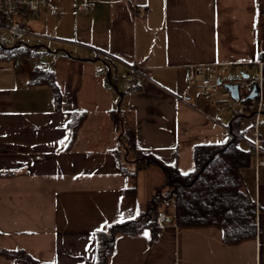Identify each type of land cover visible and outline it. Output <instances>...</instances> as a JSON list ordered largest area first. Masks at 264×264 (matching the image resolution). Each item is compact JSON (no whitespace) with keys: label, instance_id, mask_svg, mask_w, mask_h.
Listing matches in <instances>:
<instances>
[{"label":"crops","instance_id":"1","mask_svg":"<svg viewBox=\"0 0 264 264\" xmlns=\"http://www.w3.org/2000/svg\"><path fill=\"white\" fill-rule=\"evenodd\" d=\"M48 1L57 13L24 22L20 46L0 43V264H28L7 253L20 250L41 263L96 264L98 229L144 214L169 190L161 164L191 172L197 145L231 137V119L216 122L190 93L189 67L264 60V0ZM115 111L136 130L130 150ZM73 112L87 118L59 150ZM232 126L249 150L253 121ZM258 131L264 148V114ZM125 169L135 192H125ZM242 175L257 203L254 237L225 243L217 225L178 226L172 198L171 211L158 206L170 217L155 240L149 228L118 235L108 264H264V164L251 156Z\"/></svg>","mask_w":264,"mask_h":264},{"label":"trees","instance_id":"2","mask_svg":"<svg viewBox=\"0 0 264 264\" xmlns=\"http://www.w3.org/2000/svg\"><path fill=\"white\" fill-rule=\"evenodd\" d=\"M0 19V24H4ZM13 49V48H11ZM23 51L22 53H25ZM48 84L55 94L57 107L61 104V93L51 73ZM40 78L33 79V82ZM115 128L123 130V141L127 148L136 145V130L124 124L120 112L112 114ZM87 114L73 112L68 122L69 133L59 150L71 149ZM250 149L240 146V137H230L225 143H206L195 147V168L182 173L177 168L161 164L167 174L166 186L173 192L156 196L146 212L138 217L114 221L104 230L97 232L99 255L96 264H108L115 239L121 234H136L144 228L151 230V241L158 235L156 216L159 204L169 202L174 196L176 222L181 227L217 225L223 230L225 243H237L254 237L257 233V203L245 190L242 169L251 163ZM129 186L125 192L136 191V172L127 169ZM15 258H22L28 264L41 263L24 251L7 252ZM49 264V263H48Z\"/></svg>","mask_w":264,"mask_h":264},{"label":"built area","instance_id":"3","mask_svg":"<svg viewBox=\"0 0 264 264\" xmlns=\"http://www.w3.org/2000/svg\"><path fill=\"white\" fill-rule=\"evenodd\" d=\"M82 8L87 12L90 5L84 3ZM144 8L145 6L137 7L135 13L138 14ZM42 9L53 15L57 13V9L48 0H0V18L5 22L0 24V29H6L14 45L18 47L25 38L22 24L37 16ZM3 47L5 48L4 45ZM187 81L197 88L198 95L216 122L223 123L225 119H231L228 128L232 137H240L233 129L234 119L247 118L253 121L254 137L249 141L250 151L256 159L257 166L263 165V139L259 135L258 126L264 114V60L239 64L223 62L194 64L189 67ZM233 86H237V95L233 94ZM169 193L173 195L170 190ZM169 217L167 212H158L156 227L161 228Z\"/></svg>","mask_w":264,"mask_h":264},{"label":"rangeland","instance_id":"4","mask_svg":"<svg viewBox=\"0 0 264 264\" xmlns=\"http://www.w3.org/2000/svg\"><path fill=\"white\" fill-rule=\"evenodd\" d=\"M4 42H6L7 44H13V40L11 39V37H10V35H9V33L6 31V29H4V28H1L0 29V43L1 44H4ZM24 50H19V51H17L16 52V54H20L21 56L23 55L22 54V52H23ZM3 55H4V51L2 50V48L0 47V61H2L3 60V58H5V57H3ZM24 57L26 56V54H24L23 55ZM28 56V55H27ZM129 74H128V72H126L125 73V75H124V77H127ZM129 77V76H128ZM189 85V88H190V93L191 94H197L198 92H197V89H196V87H194V85H191L190 83H188ZM166 180V179H165ZM166 189L168 190L169 188L166 186ZM170 190V189H169ZM169 190L166 192V193H164V194H167V193H169ZM161 205H168V210L169 211H171L172 210V208H173V205H169V202H165V203H162ZM147 210V209H146Z\"/></svg>","mask_w":264,"mask_h":264},{"label":"water","instance_id":"5","mask_svg":"<svg viewBox=\"0 0 264 264\" xmlns=\"http://www.w3.org/2000/svg\"><path fill=\"white\" fill-rule=\"evenodd\" d=\"M232 91L234 95H237L238 91H237V86H233L232 87ZM254 94V93H253Z\"/></svg>","mask_w":264,"mask_h":264},{"label":"snow or ice","instance_id":"6","mask_svg":"<svg viewBox=\"0 0 264 264\" xmlns=\"http://www.w3.org/2000/svg\"><path fill=\"white\" fill-rule=\"evenodd\" d=\"M99 230H102V229H98V231H99ZM146 235H147V234H146Z\"/></svg>","mask_w":264,"mask_h":264}]
</instances>
